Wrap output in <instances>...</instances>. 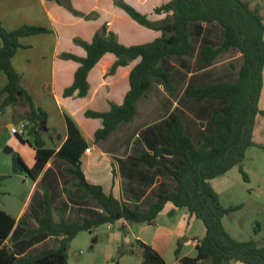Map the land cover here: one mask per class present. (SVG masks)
I'll use <instances>...</instances> for the list:
<instances>
[{
    "label": "trees",
    "instance_id": "1",
    "mask_svg": "<svg viewBox=\"0 0 264 264\" xmlns=\"http://www.w3.org/2000/svg\"><path fill=\"white\" fill-rule=\"evenodd\" d=\"M76 16L86 19L95 12L84 14L74 9L70 0H55ZM114 4L123 9L134 21L147 28L159 30L160 36L154 40L132 45L120 43L115 34L102 24L90 41L74 38V42L85 50V56L62 53V58L78 62L71 85L63 95H86L89 89L87 75L90 69L106 53L115 55L116 60L108 74H113L118 66L128 65L139 59L131 68L128 76L129 89L121 104L111 103L106 112L85 111L88 117L100 118L102 126L96 129L94 140L105 138L116 126L132 119L136 112V102L145 93L153 80H159L166 89L172 90L173 84L168 70L160 62L170 56L189 55L194 50V42L200 33L201 23H215L221 29V41L217 44L202 41L198 50V63L202 67L213 65L219 55L233 49L240 52L237 77L232 81L218 80L206 85H188L187 97L215 101L207 119L202 139L195 142L185 132V127L176 118L167 131L166 141L152 152H143L140 161L149 167L161 166L174 181L171 190L158 191L154 199H147L145 208L129 205L106 193L101 185L89 183L82 172L80 156L86 147V141L75 122L65 116L67 137L57 151L45 147L41 129L47 130V113L35 106L27 93L21 75L12 65V57L21 46L19 38L47 32L38 26L21 25L7 30L0 23V70L6 83L0 89L3 100L0 110L12 104H19L23 97L27 103V121L24 135L16 134L21 142H27L35 150V162L28 168L20 155L11 147L3 150L11 155L14 173L25 172L35 178L51 156L67 162L65 172L74 175L76 193L70 195L76 199L92 197L101 212H94L82 222L66 221L60 218L55 222L49 208L47 194H44V212L36 215V232H49L62 235L55 248L42 249L36 253L24 255L13 246L4 244L11 232L15 218L0 208V264H67L69 242L83 230H91L101 224H112L118 220L133 223L151 224L167 203L174 207H183L190 214L200 218L205 227L204 236L195 244V256H180L177 264H229L238 261L244 264H264V244L254 239L236 240L225 230L222 217L239 206L225 207L219 194L213 188L211 180L238 165L245 151L256 145L264 150V144L252 140L254 122L264 110L258 106L263 84L264 67V22L257 8L244 0H170L154 8L155 13H166L158 21L138 11L123 0H114ZM32 136V140L29 138ZM169 156L168 164L160 157ZM246 179V173L240 167ZM5 176H0V184ZM259 230L258 225L256 232ZM13 234V233H12ZM143 250L141 264H167L161 255L150 245L137 239ZM179 254V248L175 250ZM114 264H120L115 260Z\"/></svg>",
    "mask_w": 264,
    "mask_h": 264
},
{
    "label": "crops",
    "instance_id": "2",
    "mask_svg": "<svg viewBox=\"0 0 264 264\" xmlns=\"http://www.w3.org/2000/svg\"><path fill=\"white\" fill-rule=\"evenodd\" d=\"M123 1L150 15L151 20L158 21L163 19L166 13H155L154 8L170 0ZM70 3L74 9L84 14L95 12V15L88 19L76 16L55 0H0V23L7 30H14L21 25L47 29L44 33L19 38L21 46L12 57V65L21 75L33 104L47 113L48 129H41L45 147L57 151L62 145L67 137V115L80 130L86 147L90 148L89 152L84 150L80 156L85 179L89 183L101 185L106 193L112 192L115 197L129 205L145 208L148 198L154 199L158 191L171 190L174 181L161 166L149 167L141 162L140 155L143 152H152L166 141L167 131L173 126L176 118L182 121L186 134L195 142L200 141L215 101L187 97L185 89L190 84L199 86L218 80H234L237 77L241 54L231 49L219 55L213 65L200 66L198 50L202 41L212 44L221 41V29L218 25L201 23L200 33L196 37L191 54L170 56L160 62V65L170 72L172 90L166 89L159 80H153L137 100L136 112L132 119L119 123L105 138L94 140V133L102 126V120L86 116L85 111L106 112L111 103L121 104L129 89V72L139 59L131 61L128 65L118 66L113 74H108L116 57L112 53L104 54L88 72V92L79 97L76 91L71 95H63L64 89L71 85L79 64L73 59L62 58L61 54L85 56V50L73 39L90 41L95 31L104 23L107 30L113 32L117 40L124 45L152 41L160 36L161 32L143 25L138 26L123 9L114 4V0H70ZM139 38L141 42L137 43ZM26 74L35 75L36 81L30 82ZM5 83V76L0 70V89ZM21 121L24 122V119ZM5 127L10 128V131L13 128L10 124ZM10 131L2 141L10 144L7 146H12L11 149L20 155L28 168H31L35 162L34 148L27 142H21L11 131L12 138ZM43 132L48 133V139H45ZM253 136L254 127L252 139ZM169 159V156L160 157V160L167 164ZM67 165L65 160L53 155L35 178L26 173L35 191L36 187H40L41 191L33 192L28 211L23 213L22 208L16 217L10 214L15 218V224L4 244L13 246L21 253L18 255L55 248L58 246V240L62 238L59 234L35 231L38 227L35 216L44 212V194H47L55 222L60 218L82 222L84 218L93 216L94 212H101L92 197L76 199L70 195L71 192H77L74 185L76 178L65 172ZM170 207L176 208L167 203L163 209ZM14 229L15 235L12 234Z\"/></svg>",
    "mask_w": 264,
    "mask_h": 264
},
{
    "label": "rangeland",
    "instance_id": "3",
    "mask_svg": "<svg viewBox=\"0 0 264 264\" xmlns=\"http://www.w3.org/2000/svg\"><path fill=\"white\" fill-rule=\"evenodd\" d=\"M244 1L258 9L264 22V0ZM137 40V43L141 42V38ZM26 78L30 82L36 81L32 74H26ZM20 99L19 104L8 105L0 110V176H5L0 184V208L14 217L22 208L23 213L28 211L33 192L41 191L40 187H36L35 191L25 172H13L11 155L3 150L4 145L10 146L2 141L10 131L5 125L17 128L23 119L27 123V103L23 97ZM2 100L3 96H0V104ZM260 101L259 106L264 109V74ZM42 134L48 139V133ZM11 136L13 138L12 132ZM29 140H32V136ZM252 140L256 144H264L263 114L257 115L255 119ZM240 167L246 173V179ZM211 184L223 206H239L222 217V224L230 236L236 240L254 239L259 245L264 244V150L256 145L250 146L240 164L211 180ZM257 225L259 230L256 232ZM15 233L16 229L13 235ZM204 234L205 227L200 218L191 215L183 207H170L163 209L151 224L118 220L78 232L69 242L67 264H114L115 260H119L120 264H141L143 250L137 244V239L154 248L167 264H177L180 256H195V244ZM177 248L178 255L175 254ZM238 263L234 260L229 262Z\"/></svg>",
    "mask_w": 264,
    "mask_h": 264
},
{
    "label": "built area",
    "instance_id": "4",
    "mask_svg": "<svg viewBox=\"0 0 264 264\" xmlns=\"http://www.w3.org/2000/svg\"><path fill=\"white\" fill-rule=\"evenodd\" d=\"M25 129H26V124L24 122H20L19 126L16 128V127H13L11 129V131L13 133H18V134H22L25 132ZM86 152H89L90 148L89 147H86L84 149Z\"/></svg>",
    "mask_w": 264,
    "mask_h": 264
}]
</instances>
